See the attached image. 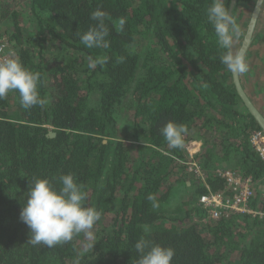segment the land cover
Masks as SVG:
<instances>
[{
    "label": "trees",
    "instance_id": "16d2710c",
    "mask_svg": "<svg viewBox=\"0 0 264 264\" xmlns=\"http://www.w3.org/2000/svg\"><path fill=\"white\" fill-rule=\"evenodd\" d=\"M250 1L234 0L238 24ZM211 3L0 0V28L15 57L39 73L47 101L25 110L18 92L0 100V264H137L141 238L172 248L171 264H264V161L249 142L260 128L221 63ZM98 9L107 46L89 49L78 34L97 26L90 14ZM98 57L107 63L90 69ZM169 120L188 128L184 146L203 141L197 158L207 186L173 163L184 146L163 138ZM218 167L257 182L249 207L263 215L200 222L198 199L223 187L211 175ZM69 173L86 191L85 206L100 213L92 238L33 246L20 219L29 181L47 178L59 188L57 178Z\"/></svg>",
    "mask_w": 264,
    "mask_h": 264
},
{
    "label": "clouds",
    "instance_id": "9594fccd",
    "mask_svg": "<svg viewBox=\"0 0 264 264\" xmlns=\"http://www.w3.org/2000/svg\"><path fill=\"white\" fill-rule=\"evenodd\" d=\"M105 12L92 11L90 19L97 22V26L79 35L81 44L89 49L106 47V37L109 35L105 26ZM207 18L213 26L216 42L223 54L221 63L230 73L242 74L248 71L245 51L241 47L234 50V45L243 33L240 25L231 15L225 0H212L207 9ZM107 63L106 58L98 57L89 63V68ZM39 73H34L15 57L14 52L0 59V100L7 97L9 92L19 94L20 105L25 110L34 106L44 107L47 101L41 98L38 91ZM160 132L167 144L173 148H183L184 135L188 128L169 120ZM59 188L52 186L47 178H37L29 181L27 199L20 212V219L30 230L29 242L52 248L58 244L68 243L74 236L81 233L91 239V229L100 220V213L85 206L86 191L76 182L74 176L60 175ZM152 202L153 209L159 207L155 195L147 197ZM95 243H89L85 250L93 248ZM138 253L137 264H171L174 250L160 244H153L141 238L135 245ZM79 264V261H76Z\"/></svg>",
    "mask_w": 264,
    "mask_h": 264
},
{
    "label": "built area",
    "instance_id": "2783aa9c",
    "mask_svg": "<svg viewBox=\"0 0 264 264\" xmlns=\"http://www.w3.org/2000/svg\"><path fill=\"white\" fill-rule=\"evenodd\" d=\"M10 51L14 52V49L0 28V59L6 58ZM249 142L261 160L264 161V132L261 129L253 130L249 136ZM202 146L203 141L201 139L189 138L184 146V156L181 158L173 157V163L177 166H183L182 174L188 179L202 180L206 184L207 173L200 167L197 158ZM211 175L222 179L223 187L217 192L208 191L198 199V203L206 213L200 222L205 223L221 217H228L231 213L263 215L249 207V201L256 195L257 190V182L251 176H242L231 169L222 167L211 171Z\"/></svg>",
    "mask_w": 264,
    "mask_h": 264
},
{
    "label": "crops",
    "instance_id": "0c3cea01",
    "mask_svg": "<svg viewBox=\"0 0 264 264\" xmlns=\"http://www.w3.org/2000/svg\"><path fill=\"white\" fill-rule=\"evenodd\" d=\"M245 58L248 71L240 74L241 84L253 103L264 114V3L257 21L254 40Z\"/></svg>",
    "mask_w": 264,
    "mask_h": 264
},
{
    "label": "water",
    "instance_id": "95a60500",
    "mask_svg": "<svg viewBox=\"0 0 264 264\" xmlns=\"http://www.w3.org/2000/svg\"><path fill=\"white\" fill-rule=\"evenodd\" d=\"M234 0H231L229 11L231 13L232 6H233ZM264 0H255L253 8L251 10L246 29L244 31V34L241 39V43L239 48H243L245 51V55L247 53L248 48L250 47L251 43L254 40L255 37V30L257 21L259 19V16L262 11ZM232 81L234 83L235 89L237 94L240 96L242 102L246 106L248 112L253 116L256 123L259 125V128L264 132V114L259 110V108L253 103V101L250 99L248 94L246 93L245 89L243 88L241 84L240 74L237 73H231ZM55 133L53 131H49L48 135L53 136Z\"/></svg>",
    "mask_w": 264,
    "mask_h": 264
},
{
    "label": "rangeland",
    "instance_id": "374dc122",
    "mask_svg": "<svg viewBox=\"0 0 264 264\" xmlns=\"http://www.w3.org/2000/svg\"><path fill=\"white\" fill-rule=\"evenodd\" d=\"M253 5H254V1H251V2H250V5H249V6H246V9H245V11H244V14H243V16H242V18H241V20H240L239 25H240V27H241V30H242V33H243V34H244L245 29H246L247 22H248V19H249V16H250L251 10H252V8H253ZM242 36H243V35H242ZM241 39H242V37H241L239 40H237V41L235 42L234 50H236V49L239 47V45H240V43H241Z\"/></svg>",
    "mask_w": 264,
    "mask_h": 264
},
{
    "label": "flooded vegetation",
    "instance_id": "af4514ba",
    "mask_svg": "<svg viewBox=\"0 0 264 264\" xmlns=\"http://www.w3.org/2000/svg\"><path fill=\"white\" fill-rule=\"evenodd\" d=\"M251 1H254V2H255V0H251ZM251 1H250V2H251ZM250 2L247 3L246 6H249V5H250ZM240 6H241V5H240ZM246 6H245V7H244V5L241 6V7H242V12H243L242 14H244V11H245V9H246ZM242 16H243V15H242Z\"/></svg>",
    "mask_w": 264,
    "mask_h": 264
}]
</instances>
